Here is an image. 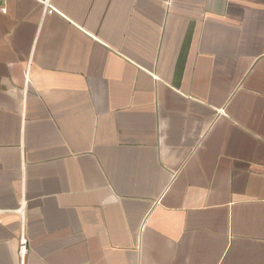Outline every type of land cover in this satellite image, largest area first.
<instances>
[{"label": "crops", "instance_id": "obj_1", "mask_svg": "<svg viewBox=\"0 0 264 264\" xmlns=\"http://www.w3.org/2000/svg\"><path fill=\"white\" fill-rule=\"evenodd\" d=\"M0 264H264V0H0Z\"/></svg>", "mask_w": 264, "mask_h": 264}, {"label": "built area", "instance_id": "obj_2", "mask_svg": "<svg viewBox=\"0 0 264 264\" xmlns=\"http://www.w3.org/2000/svg\"><path fill=\"white\" fill-rule=\"evenodd\" d=\"M49 12H52L51 9H48ZM19 213H21L22 215L24 214L23 211L20 209ZM27 239L24 233V230L21 232L20 237H19V241H18V245H19V256L21 258V261L23 259L24 254L27 251Z\"/></svg>", "mask_w": 264, "mask_h": 264}]
</instances>
